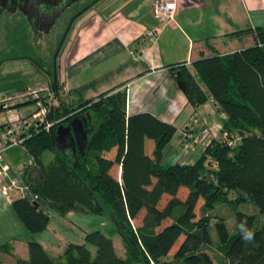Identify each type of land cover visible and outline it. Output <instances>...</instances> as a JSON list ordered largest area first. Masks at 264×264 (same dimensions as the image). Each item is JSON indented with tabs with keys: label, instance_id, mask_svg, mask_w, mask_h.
Masks as SVG:
<instances>
[{
	"label": "trees",
	"instance_id": "16d2710c",
	"mask_svg": "<svg viewBox=\"0 0 264 264\" xmlns=\"http://www.w3.org/2000/svg\"><path fill=\"white\" fill-rule=\"evenodd\" d=\"M247 31L254 42L243 48L202 53L191 67L169 65L191 104L211 97L224 112L220 135L194 163L165 165L164 148L176 126L149 111L127 113L125 87L72 104L55 84L57 102L42 124L26 125L27 136L17 145L30 154L20 173L28 190L13 196L12 207L32 232L50 221L40 199L62 215L105 213L113 226L85 233L94 252L86 242L71 241L56 257L31 239L29 257L20 264H264V26L237 32ZM79 115L88 127L85 146L61 149L57 125ZM223 131L238 136L235 145L226 142ZM46 150L53 152L47 161ZM242 203H255L258 211L238 209ZM220 204L235 213L232 231L226 215L215 214L211 222L209 211ZM245 220L254 233L250 242L242 240L238 227ZM114 234L125 254L116 250Z\"/></svg>",
	"mask_w": 264,
	"mask_h": 264
},
{
	"label": "crops",
	"instance_id": "0c3cea01",
	"mask_svg": "<svg viewBox=\"0 0 264 264\" xmlns=\"http://www.w3.org/2000/svg\"><path fill=\"white\" fill-rule=\"evenodd\" d=\"M153 1L99 0L80 16L58 58L59 93L75 104L114 87H125L127 113L149 111L176 126L165 145L163 162L174 158L175 162L194 163L207 143L220 135L224 112L211 97L191 104L169 65L186 62L191 67V60L202 53H225L252 44V32L237 31L264 26V0H177L174 21L166 24L153 16ZM155 27L157 36L152 41L145 31ZM72 90L78 93L76 98ZM205 126L210 128V135L194 142L189 149L192 153L183 157L184 140H191ZM21 149L26 150L13 146L8 149L13 153L5 156L11 170L17 168L18 173L24 163L16 166L13 157ZM4 180L0 178V186ZM14 195L7 196L0 187V246L7 244L0 251L4 264H20L21 258L27 259L31 239L42 242L50 253L57 234L50 218L45 229L29 231L12 207ZM72 212L76 210L67 214ZM67 243L65 240L58 247L56 255L50 254L60 257ZM119 253L125 254V250Z\"/></svg>",
	"mask_w": 264,
	"mask_h": 264
},
{
	"label": "flooded vegetation",
	"instance_id": "af4514ba",
	"mask_svg": "<svg viewBox=\"0 0 264 264\" xmlns=\"http://www.w3.org/2000/svg\"><path fill=\"white\" fill-rule=\"evenodd\" d=\"M39 1L0 0V28L5 30L3 39L2 36L0 37V71L8 62L27 60L44 75L43 80L47 82L43 86H36L39 91L43 92L44 86L54 91L55 84L59 87L58 58L62 53L64 42L59 51L57 47L63 38L67 24L78 11L89 5L81 14L75 16L71 22L70 31L74 28L77 19L99 0H47L50 2L49 5L43 4L38 8ZM56 16H58L57 19H55ZM53 33H59V38L53 52H48L53 42L51 37ZM48 54L51 55L52 61L48 59ZM54 68L57 71L56 79H54ZM10 95L1 93L0 98L4 99Z\"/></svg>",
	"mask_w": 264,
	"mask_h": 264
},
{
	"label": "rangeland",
	"instance_id": "374dc122",
	"mask_svg": "<svg viewBox=\"0 0 264 264\" xmlns=\"http://www.w3.org/2000/svg\"><path fill=\"white\" fill-rule=\"evenodd\" d=\"M5 30H3L2 28H0V37L4 36ZM72 32V29L68 32V34L66 35L67 37L64 40V44L63 47L65 46L67 40L70 37V34ZM248 34V33H247ZM51 37H53V42L49 47V51L54 50V45L55 43L58 41L59 38V33H53L51 35ZM239 41V38H238ZM38 49V47H36ZM45 50V49H44ZM38 51V50H36ZM44 52V51H43ZM48 59H50V61H52L51 59V55L48 54ZM44 75H42L39 71H37L32 64H30L27 60H20V61H16V62H8V64H6L3 69L0 71V94L1 93H5L6 95H10V94H15V93H21V92H26V87L28 85H31V87H36V86H40L43 84H47L46 81L43 80ZM199 81H202V78L199 77L198 78ZM76 81V80H75ZM72 85V84H71ZM73 98H76V96H78V93H75L73 90L71 91ZM33 96L32 94H27L25 95L22 100L24 101V103H21L20 105H14V107L19 110L20 112H22V110L25 111H30L33 107H34V101H32ZM15 100V99H14ZM12 100V101H14ZM54 102H57V98L54 100ZM6 113L5 111L1 110L0 111V123H3L6 121ZM201 135V131L199 132ZM14 150H5L3 153L4 155H8L13 153ZM191 150L189 151H184L183 152V157H187L188 154H191ZM53 155V152L50 150H46V153L44 155L45 160L47 161L48 159H50ZM30 158V154L24 150L21 149L19 152H17L16 156L13 157L14 160V164L16 166H18L19 164H23L24 161H28ZM165 165L171 164L172 162H175V159L172 158L170 160L164 161ZM12 171V170H11ZM11 174L20 177L21 181L23 180L21 178L20 172L18 173V169L16 168L15 171H12ZM180 194L182 197L185 196L186 194V188H181L180 189ZM30 197H33L32 193H29ZM165 196V195H164ZM164 198V197H163ZM166 199V197H165ZM164 199V201H165ZM163 201V202H164ZM40 203H41V208H43L48 214H49V218L51 219L50 224L53 228V230L57 231V234H54L55 236V243L52 242L51 244H53V246H50V253H52L53 255L57 254L58 247H62L63 242L66 240L67 242L70 241H77V242H86V244L90 247V249L94 252L95 248L93 245L89 244L87 242V240H85V233L87 231H91V230H95V229H101L104 232H107L110 227L113 226L112 220L110 219V217H108L107 214L105 213H87L83 215H81L79 212H72L66 215H62L59 214L54 208H52L49 204L47 205L46 202H44L43 199H40ZM226 204H220L219 207H217L216 210L214 211H209L211 212V222L214 221V219H216V215L220 214V215H226L227 217V223H228V228L229 230H233L234 229V218H235V213L233 215L232 212H229V210L226 207ZM256 204L252 203H242L238 209L240 210H244L250 213H254L256 211H258L256 208ZM234 211V210H233ZM235 212V211H234ZM216 214V215H215ZM261 215V212L259 211V216ZM231 216V217H230ZM52 230V229H51ZM53 232V231H52ZM55 232V231H54ZM211 235H213V237L215 239L218 238V235H216V230H215V226L213 225V227L211 228ZM53 236V235H52ZM114 238L117 240L116 242V250L118 252H122L124 251V245H123V241L120 238L119 234H115ZM50 244V245H51ZM135 264H140V263H135Z\"/></svg>",
	"mask_w": 264,
	"mask_h": 264
},
{
	"label": "built area",
	"instance_id": "2783aa9c",
	"mask_svg": "<svg viewBox=\"0 0 264 264\" xmlns=\"http://www.w3.org/2000/svg\"><path fill=\"white\" fill-rule=\"evenodd\" d=\"M177 5V0H154L152 3L153 16L161 24L170 23L174 21ZM156 30L157 27L145 31L152 41L156 40ZM26 88V92L10 95L4 99L0 98V111L4 110L6 113V121L0 123V178H5L0 187L2 192L7 196H12L14 192L25 195L28 186L21 181L20 177L10 174L11 164L6 160L3 152L13 146L22 145L27 136L24 133L26 125L35 124V126H38L42 124L56 98V93L47 86H44L43 92H40L37 87L27 86ZM27 94H32L34 107L28 112L25 110L20 112L13 104L23 101L22 98ZM49 124L47 123L46 125L49 126ZM201 133L202 135L200 133L194 135L191 140H184L183 146L186 150L193 149L194 142L201 141L205 136L210 135V128L208 126L203 127ZM222 135L230 145H235L238 140L236 134H230L227 131H223Z\"/></svg>",
	"mask_w": 264,
	"mask_h": 264
},
{
	"label": "water",
	"instance_id": "95a60500",
	"mask_svg": "<svg viewBox=\"0 0 264 264\" xmlns=\"http://www.w3.org/2000/svg\"><path fill=\"white\" fill-rule=\"evenodd\" d=\"M43 4H50V2H48L47 0H40L38 2V8L40 5ZM89 5H87L85 8L81 9L80 11H78L75 16L81 14V12H83L84 10H86V8ZM64 8V7H63ZM40 10H42V8L40 7ZM59 16V15H58ZM58 16L55 17V19L58 18ZM75 16L70 20V22L67 24V28L64 31L63 34V38L61 39L59 45H58V51L60 49V46L62 45V43L64 42L65 38H66V34L68 33L69 29L71 28V22L73 21V19L75 18ZM55 71V68H54ZM57 76V71H55L54 74V79H56ZM57 130H56V144L58 147H60L61 149H65V148H75V145L77 144L79 147H83L85 146L86 142H87V133H88V127L86 126V119L84 117H82L81 115L79 116H74L72 118H70L68 120V123L65 124L63 122L59 123L57 125ZM33 203L35 205H37L38 201L37 200H33Z\"/></svg>",
	"mask_w": 264,
	"mask_h": 264
},
{
	"label": "clouds",
	"instance_id": "9594fccd",
	"mask_svg": "<svg viewBox=\"0 0 264 264\" xmlns=\"http://www.w3.org/2000/svg\"><path fill=\"white\" fill-rule=\"evenodd\" d=\"M238 227L243 241L250 242L254 238V233L248 228L246 220L242 221Z\"/></svg>",
	"mask_w": 264,
	"mask_h": 264
}]
</instances>
